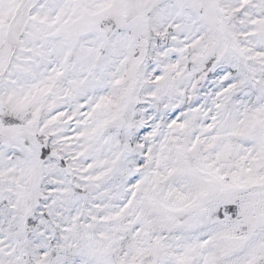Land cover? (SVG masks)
Wrapping results in <instances>:
<instances>
[{
	"label": "snow or ice",
	"instance_id": "obj_1",
	"mask_svg": "<svg viewBox=\"0 0 264 264\" xmlns=\"http://www.w3.org/2000/svg\"><path fill=\"white\" fill-rule=\"evenodd\" d=\"M0 264H264V0H0Z\"/></svg>",
	"mask_w": 264,
	"mask_h": 264
}]
</instances>
